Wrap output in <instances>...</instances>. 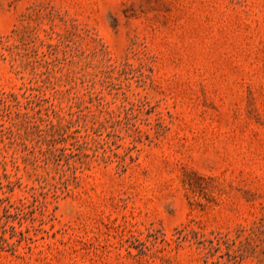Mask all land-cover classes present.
Instances as JSON below:
<instances>
[{"label":"rangeland","instance_id":"obj_1","mask_svg":"<svg viewBox=\"0 0 264 264\" xmlns=\"http://www.w3.org/2000/svg\"><path fill=\"white\" fill-rule=\"evenodd\" d=\"M0 264H264V0H0Z\"/></svg>","mask_w":264,"mask_h":264}]
</instances>
